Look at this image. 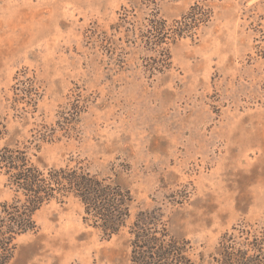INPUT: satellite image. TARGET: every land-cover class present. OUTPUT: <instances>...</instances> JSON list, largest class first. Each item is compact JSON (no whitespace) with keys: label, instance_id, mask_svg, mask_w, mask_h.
<instances>
[{"label":"rangeland","instance_id":"374dc122","mask_svg":"<svg viewBox=\"0 0 264 264\" xmlns=\"http://www.w3.org/2000/svg\"><path fill=\"white\" fill-rule=\"evenodd\" d=\"M193 3L205 23L165 45L171 67L151 75L139 27ZM17 78L37 98L25 120L9 107ZM1 120L0 147L53 133L30 145L35 161L118 179L133 197L127 225L160 207L207 260L233 226L264 228V0H0ZM9 197L0 172V202ZM35 220L13 264H130L128 226L105 238L74 198Z\"/></svg>","mask_w":264,"mask_h":264},{"label":"trees","instance_id":"16d2710c","mask_svg":"<svg viewBox=\"0 0 264 264\" xmlns=\"http://www.w3.org/2000/svg\"><path fill=\"white\" fill-rule=\"evenodd\" d=\"M207 17L198 3H193L187 12L171 22L158 12L151 13L146 29H138L140 42L153 52L148 65L151 75L171 67V54L165 45L193 36ZM28 80L16 79L9 101V107L21 120L31 112L27 106L33 112L36 110L37 98L31 89L34 83ZM77 106L73 110L79 115L81 109ZM6 134V125L1 120L0 140ZM47 136L37 131L33 141L49 142L54 134ZM33 141H27L29 144L9 141L0 147V172L10 191V197L0 202V264H13L17 239L38 230L35 214L39 209L52 201L64 204L69 198L81 204L83 220L105 238L128 226L130 264H264V228L256 229L250 224L233 226L231 231L222 234L207 260L200 255L197 261L190 255L189 240L172 233L160 207L139 210L127 225L133 202L127 186L118 179L91 173L81 161L64 166L40 164L32 158L35 153L30 152Z\"/></svg>","mask_w":264,"mask_h":264}]
</instances>
